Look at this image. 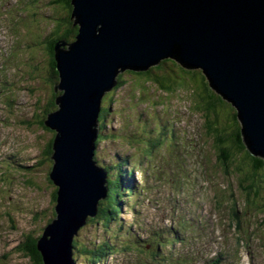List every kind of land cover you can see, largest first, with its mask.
<instances>
[{"label":"water","instance_id":"water-1","mask_svg":"<svg viewBox=\"0 0 264 264\" xmlns=\"http://www.w3.org/2000/svg\"><path fill=\"white\" fill-rule=\"evenodd\" d=\"M72 5L79 31L74 43L56 44L55 91L64 94L46 124L57 131L51 178L60 187L58 219L38 242L46 264H71L74 235L106 197L105 171L94 152L102 99L118 85L119 72L146 71L169 58L202 69L211 88L237 109L248 152L264 159V0Z\"/></svg>","mask_w":264,"mask_h":264},{"label":"rangeland","instance_id":"rangeland-1","mask_svg":"<svg viewBox=\"0 0 264 264\" xmlns=\"http://www.w3.org/2000/svg\"><path fill=\"white\" fill-rule=\"evenodd\" d=\"M0 3V51L5 50L10 52V46L12 40L17 39L18 43H21L22 35L18 32V23L15 21L21 17V26L19 31L25 35V48L21 50L26 57L35 48V42L33 38L35 36L40 37V45L36 49L34 55L32 54V60H27V71L25 68H19L18 73L10 78L13 84L12 95L22 104L24 109L22 114L14 117L22 120L23 127L21 131L26 135L27 143L22 140V134L15 133L16 144H19V148H15V143L8 147L13 150L22 149L21 153L25 152L26 158L30 160L33 165L32 170H22L14 164L7 162L0 163L3 168L0 169V264H32L30 259L21 251L22 246L27 243V240H23V235L27 232L35 234L38 231V235L41 229L46 225L40 220L35 222L37 219L42 217L46 221L54 218L53 201L51 198L50 190L46 191L45 188L49 189L48 182L46 180L47 175L45 174L49 168L47 162H41L35 164V158H43L45 154H40L42 149L46 148L48 140H51L54 136V132L50 130L42 131V124L40 120L44 121L48 111L46 106L47 99L51 98V91L53 90L52 85L49 82H53L50 78V61L51 56L47 51L48 42L58 36L56 28L58 26L59 18L65 16V7L59 0H1ZM22 5L23 9H18V6ZM13 9L15 13H13ZM13 13V14H12ZM6 14H9L6 16ZM62 22V21H61ZM41 24V25H39ZM60 27V26H59ZM41 33H40V32ZM70 38L66 39L68 45L72 44ZM67 48V47H66ZM64 48V49H66ZM15 56H20L14 53ZM31 56V55H30ZM34 59L36 62H34ZM11 62V60L9 61ZM30 62L36 63V65ZM23 63V62H22ZM30 68H40L38 71ZM159 68V69H158ZM195 71V70H194ZM195 74H189L182 67L180 63L175 64L173 62L166 61L161 62L155 68H149L146 71H139L142 75H137L135 71L126 70L121 75L120 81L123 82V86L116 91H112L107 94L103 100L102 107L109 109L107 112V129L106 134H111L110 139L105 136V140L99 144L97 159L98 164L105 167L114 166L118 160H122V155L125 151H129L132 154V146L135 151V156L131 157L136 163L142 158H148L150 150L154 147V152L157 149L160 151L159 156L165 153L174 152L172 163L175 165H186L184 168L185 172L191 174L192 177L198 176L202 172V178H206V171L204 168V159L201 158L200 152V139L201 135L207 142L208 148L212 146L213 140L209 136H217L215 133L207 136L206 127L207 124L212 123L214 126L221 128L235 129L236 123L229 122L232 119V113L235 112V108L227 101L220 104L214 109L211 108L210 117H206L200 112V109L194 107L198 104V100L203 104L205 99L204 90L207 87V80L200 70H196ZM203 71V70H202ZM33 73H40L36 76L34 86L31 82ZM22 73H24L22 75ZM23 76V77H21ZM159 77H166L169 79L167 88L157 87L154 85V80ZM24 78H29L24 80ZM2 80V77H1ZM9 81V80H8ZM49 81V82H48ZM55 83H60V78L57 77ZM39 90H43L41 97L42 99L37 100L36 93ZM167 91V92H166ZM219 96V95H218ZM220 97V96H219ZM10 99V96H8ZM207 103H210L207 101ZM225 105V106H223ZM204 107V105H203ZM17 107H13L16 109ZM11 110V108H10ZM60 110V108H59ZM16 111V110H15ZM53 112V111H52ZM11 114L8 113L9 117ZM1 117V114H0ZM19 119H16L19 121ZM155 119H158L163 125H165L166 133L173 134V139L168 143L162 140L165 134H157L154 132L153 123ZM7 121H10L8 118ZM176 122V123H174ZM149 124V125H148ZM148 125V126H147ZM157 126V125H156ZM148 128V132L153 136V139L145 133L144 128ZM175 127V128H174ZM118 131L116 135L114 132ZM143 131V132H142ZM9 134V131L6 133ZM9 138V137H8ZM115 138L117 141H113ZM161 142L158 143V139ZM10 139L7 141L10 144ZM22 144V146H21ZM24 144V145H23ZM166 144V145H165ZM4 146L0 142L1 147ZM217 151L210 150V154L214 162L211 166L216 165L215 161L218 159V145L216 144ZM133 150V149H132ZM170 150V151H169ZM3 154V153H0ZM39 155V156H38ZM3 158L7 160H13L14 158L10 154H3ZM111 161V162H110ZM163 159H159L156 163L142 164L141 169L138 168L137 178L134 180L137 183L138 194V207L131 208L126 207L127 211L118 220L124 224L122 230L123 236H129L138 238L141 237L139 242H136V250L139 252H145L146 247L149 245L150 232L154 230V225L157 222V215L162 211H169V202L175 204L177 209H182L188 215L194 211L193 206L190 204L189 197L192 193L199 191L197 187L192 189L191 180H185L184 194L180 195L175 192L174 196L172 192L168 190V183L166 182L165 172L166 168L162 166ZM43 164L44 167L41 165ZM48 165V166H47ZM131 167V166H130ZM242 171L246 173L243 179L238 181V176L233 179L231 176H226L219 169H215L213 175L217 180L224 184V187L230 188L228 182L237 183L235 191L238 196V204L240 207L251 210L252 213H256L255 206L264 204V198L260 197L254 190L264 191V172L258 177L254 172L252 173V163L249 159L244 158L242 162ZM118 172V170H117ZM114 172V173H117ZM15 176L13 180L21 183L22 189L14 190L10 196L6 197L9 188L6 185L9 183L8 178L10 175ZM22 174H33L35 181H30L31 184L37 182L40 188L26 185L22 179L18 176ZM181 175V174H180ZM134 176V175H133ZM262 176V177H261ZM185 177V175H184ZM256 180V184L254 181ZM149 182L150 186L147 187ZM197 185V183H195ZM254 188L248 187L254 185ZM218 187L219 184L217 183ZM149 189V190H148ZM254 189V190H253ZM201 192V191H199ZM200 200L204 199V195L199 194ZM113 202V201H112ZM8 206L9 213L2 214L6 211L4 208ZM231 206L228 207V211ZM132 212H135L133 215ZM226 209L224 213H226ZM37 213V214H36ZM199 213V212H198ZM263 219V214H259L257 217L258 222ZM131 230L128 232V229ZM106 227L100 223V221L94 223H88L86 228L81 232L79 238L82 240H93L100 242L106 236L104 231ZM264 232V230L262 231ZM37 235V236H38ZM261 238V243L264 245V237L262 233L258 234ZM125 240H116V243L123 242ZM194 239H191L193 242ZM23 242V243H22ZM22 243L20 248H17L18 244ZM177 255L175 257H182L185 259H192L195 257V264H202L208 261L218 252V244H215L212 248H207L202 252H197V249L187 244L181 245L180 241H176ZM264 247V246H263ZM180 252V250H182ZM180 252V253H179ZM264 255V250L261 251ZM168 252H166L167 254ZM165 254V255H166ZM218 253V259L220 258ZM126 256V257H125ZM170 257H168L169 259ZM135 257L128 256L123 252L112 256L105 264H135ZM239 264H247L248 258L240 259ZM229 264H236L234 259L228 260ZM254 264H264L263 261H256Z\"/></svg>","mask_w":264,"mask_h":264},{"label":"trees","instance_id":"trees-1","mask_svg":"<svg viewBox=\"0 0 264 264\" xmlns=\"http://www.w3.org/2000/svg\"><path fill=\"white\" fill-rule=\"evenodd\" d=\"M64 1L67 2L68 6H69V10L71 11V13H70V17H71L73 15L72 0H64ZM69 21H70L71 27H68L66 29V31H64L65 33L63 32L64 33V35H63L64 38H62V39H67V38L71 39L73 37L75 38V36L78 35L79 27L75 25V20L71 21V19L69 18ZM73 26H76V27H73ZM49 50H50V53L52 55L51 68H52V71H53V73H52V71L50 69L51 74L49 76H50V78H52V81H53L52 83H55V81L57 80V77H60L59 76V72H58V65H57V61H56V46L55 45H51ZM166 61L178 64V62L173 60V59H168ZM163 62H165V61H163ZM184 69L189 74H195L197 72L196 70L195 71L194 70H189L187 68H184ZM197 70H199V69H197ZM200 70L202 71V69H200ZM135 74L142 75V73H139V72L135 73ZM168 81H169V79H167L166 77H159V78H156L154 80V83H155V85L157 87L159 86V87L167 88L168 87L167 86ZM120 82H122V81H120ZM49 83H51V82H49ZM207 83L208 84H207V89H206V92H205V99H206V101L210 102V103H208V108L207 109L209 111H212L211 108L214 107V109H215L216 107H218V105H220V104H217V103H219V102L224 103V100L216 94V91L214 89L211 88L208 80H207ZM61 95H63V91H59V93L55 92V95H54L55 100H53V104H52L53 107L57 106V98L60 97ZM54 103H56V106L54 105ZM223 106H225V105H223ZM107 112H108V110L103 108V110H102V112L100 114L101 121L104 119L103 126H104V123H105ZM233 120L236 123L235 129H233L234 132L231 135H229V136H226V135L218 136V140L219 141H217V143L219 144L220 147H224L223 148L224 153L222 154L223 161L225 163L232 162L233 159H235L234 155H236L237 153H241V154L244 153L243 157L246 158V159H249L251 161V163H252L251 172H254V174L259 176L262 173V171H264V159H262L260 156L255 157V156H253L252 154H250L246 150V147H245V145L243 143L242 127H241V124H240L236 114H234ZM40 122L42 124V120H40ZM47 122H48V118L45 120V122L43 121V123H45L43 125H46ZM49 154L50 155L54 154V144H53V148L52 147L49 148ZM257 155H259V154H257ZM242 162H243V159H242L241 163ZM109 187L111 189V185ZM115 189L117 190V193H118L119 189L117 188V186L116 185H114V187L112 186V191L115 190ZM107 208L108 209L101 208V210L99 212V216H98L99 218L106 220V218H109L111 216L112 207L111 206H107ZM113 211L114 212H112V213H115L116 209L113 208ZM36 243H37L36 240H28L26 245H25L26 250L29 251V253L32 255L33 260L36 261V264H44L43 257H42V255H40V253L37 250ZM83 250L85 252H88V253L90 252V250L86 246L83 248Z\"/></svg>","mask_w":264,"mask_h":264},{"label":"flooded vegetation","instance_id":"flooded-vegetation-1","mask_svg":"<svg viewBox=\"0 0 264 264\" xmlns=\"http://www.w3.org/2000/svg\"><path fill=\"white\" fill-rule=\"evenodd\" d=\"M65 3L67 5V8L69 9V6H68L67 2H65ZM68 9H66V12H65L66 15L62 18L63 21L61 23V26L64 28V30L67 29L68 27H71V24H70V21H69V18L71 19V17H70ZM71 21H72V19H71ZM73 27H76V26H73ZM58 36H60V32H58ZM51 65H52V63H51Z\"/></svg>","mask_w":264,"mask_h":264},{"label":"bare ground","instance_id":"bare-ground-1","mask_svg":"<svg viewBox=\"0 0 264 264\" xmlns=\"http://www.w3.org/2000/svg\"><path fill=\"white\" fill-rule=\"evenodd\" d=\"M169 59H173V58H169ZM152 68H153V67H152ZM134 186L137 188V183H135ZM136 188H135V189H136ZM201 224H202V223H201ZM203 224H204V226H205V222H204ZM172 233H173L174 237L177 238V239H178V237L181 235L180 232H178V231H176V230H172Z\"/></svg>","mask_w":264,"mask_h":264}]
</instances>
